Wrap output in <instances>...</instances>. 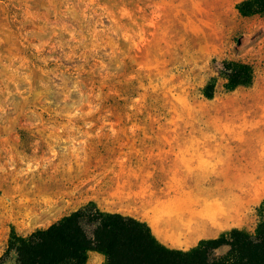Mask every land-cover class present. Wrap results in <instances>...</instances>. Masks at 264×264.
<instances>
[{
  "label": "rangeland",
  "instance_id": "1",
  "mask_svg": "<svg viewBox=\"0 0 264 264\" xmlns=\"http://www.w3.org/2000/svg\"><path fill=\"white\" fill-rule=\"evenodd\" d=\"M237 1L0 0V255L10 227L25 235L87 200L171 247L252 230L264 16H240ZM223 58L251 64L252 82L218 79L206 99Z\"/></svg>",
  "mask_w": 264,
  "mask_h": 264
},
{
  "label": "trees",
  "instance_id": "2",
  "mask_svg": "<svg viewBox=\"0 0 264 264\" xmlns=\"http://www.w3.org/2000/svg\"><path fill=\"white\" fill-rule=\"evenodd\" d=\"M234 9L242 17L264 16V0H239ZM225 91L251 84V64L223 58L200 93L210 99L217 80ZM264 200L256 207L252 230L230 227L200 238L186 248L160 242L144 220L101 209L87 200L44 228L25 235L10 227L3 262L10 253L14 264H84L89 252L102 255L101 264H264Z\"/></svg>",
  "mask_w": 264,
  "mask_h": 264
},
{
  "label": "crops",
  "instance_id": "3",
  "mask_svg": "<svg viewBox=\"0 0 264 264\" xmlns=\"http://www.w3.org/2000/svg\"><path fill=\"white\" fill-rule=\"evenodd\" d=\"M104 210V209H103ZM106 211H109V210H106ZM110 212H116V211H110ZM118 213H121V212H118ZM121 214H124V213H121ZM128 215V214H126ZM131 216V215H130ZM142 220V219H141ZM167 246V245H166ZM168 247H171V246H168ZM172 248H178V247H172ZM180 249H186V248H180Z\"/></svg>",
  "mask_w": 264,
  "mask_h": 264
}]
</instances>
